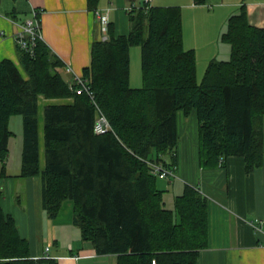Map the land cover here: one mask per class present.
Returning <instances> with one entry per match:
<instances>
[{
    "label": "trees",
    "instance_id": "1",
    "mask_svg": "<svg viewBox=\"0 0 264 264\" xmlns=\"http://www.w3.org/2000/svg\"><path fill=\"white\" fill-rule=\"evenodd\" d=\"M89 3L96 7L98 0ZM129 15L128 33L109 29V38L92 45L83 77L93 96L77 93L80 84L66 79L64 62L41 39L33 50L20 47L22 69L0 60V158L5 161L14 133L10 119L21 114L20 174L41 176L42 202L51 218L72 200L82 237L98 254H116L117 264H199L210 241L209 199L186 183L174 208L167 207V189L159 187L149 161L175 168L177 112L183 110L197 114L202 167H217L230 156L243 157L247 172L263 165L264 27L250 23L243 3L221 35L230 57L212 59L199 81L196 51L184 45L180 6L142 3ZM134 45L141 48V87L131 86ZM41 97L50 100L44 106L43 169ZM100 112L111 124L104 133L95 131ZM0 264L59 261L32 257L29 239L0 206Z\"/></svg>",
    "mask_w": 264,
    "mask_h": 264
},
{
    "label": "crops",
    "instance_id": "2",
    "mask_svg": "<svg viewBox=\"0 0 264 264\" xmlns=\"http://www.w3.org/2000/svg\"><path fill=\"white\" fill-rule=\"evenodd\" d=\"M142 3L98 0L97 6L91 7L89 0H0V60L10 59L22 69L18 35L27 20L37 18L43 41L64 62L66 79L73 81L76 74L83 75L90 66L93 43L105 36L109 38V29L116 35L128 33L129 12ZM243 3L250 23L264 27V0H206L204 4L194 0H153L150 4L182 8L184 45L196 51L198 79H202L212 59L230 57L231 47L222 41L221 35L228 18L239 12ZM99 12L109 16L107 30L102 27ZM49 102L44 97L40 99L42 169L44 106ZM177 127L176 171L179 169L185 182L201 188L209 199L210 241L201 251L199 264H264V163L247 172L243 157L230 156L217 167L204 168L199 160L196 112L186 116L179 110ZM23 145L22 162L15 164L14 171L9 172V168L13 169L10 158L4 162L0 158V206L15 217L20 234L29 239L32 257L42 258L48 253L59 264H117L116 254L100 255L92 242L82 237L80 227L74 223L72 200L63 202L56 218L48 215L42 202L41 176L20 174Z\"/></svg>",
    "mask_w": 264,
    "mask_h": 264
},
{
    "label": "rangeland",
    "instance_id": "3",
    "mask_svg": "<svg viewBox=\"0 0 264 264\" xmlns=\"http://www.w3.org/2000/svg\"><path fill=\"white\" fill-rule=\"evenodd\" d=\"M131 48H132L131 54H130L131 56V80H132L131 86L141 87L143 84L142 70H141V48L139 45H134ZM199 81H201V79H199ZM10 129L14 133L10 138L9 154L6 157L7 159L10 158L9 161L12 162V163L10 162V165L12 166L13 169L9 168V172L10 170L14 171L15 164L19 165L22 162V145H23L24 135H23V117L21 114H14L11 117ZM164 156H165L164 157L165 159L169 160L170 158L169 154L164 155ZM185 184L186 182L183 179L182 174L179 169L176 171L175 176H170L168 178L158 177L159 187L161 189H167L165 192V201H166L167 207L174 208L175 197L183 192Z\"/></svg>",
    "mask_w": 264,
    "mask_h": 264
},
{
    "label": "built area",
    "instance_id": "4",
    "mask_svg": "<svg viewBox=\"0 0 264 264\" xmlns=\"http://www.w3.org/2000/svg\"><path fill=\"white\" fill-rule=\"evenodd\" d=\"M137 1V0H135ZM144 3H151L153 0H139ZM36 15V12H35ZM99 17L101 20L102 27L107 30L109 27L110 19L109 16L106 13H100L99 12ZM107 36L104 37L106 39ZM43 40V35L41 33L40 29V23L38 19H29L26 21V23L23 24L22 30L18 35V42L19 46L25 50H33L34 46L37 45L38 40ZM71 71V67L68 69ZM80 84V87L76 90L78 94L88 92L90 95L93 96V92L89 90L88 87V81L83 77V75H77L73 78V81ZM111 129V124L106 117V115L103 112H100V114L97 117V121L95 123V131L97 133H104L107 132ZM149 164L152 167V172L155 174L159 175L161 178H168L170 176H175L176 175V167L175 168H170L166 166L163 162H157V161H149ZM201 190V188H200ZM202 191V190H201ZM47 250L49 248L47 247ZM45 256H48V253H46Z\"/></svg>",
    "mask_w": 264,
    "mask_h": 264
},
{
    "label": "bare ground",
    "instance_id": "5",
    "mask_svg": "<svg viewBox=\"0 0 264 264\" xmlns=\"http://www.w3.org/2000/svg\"><path fill=\"white\" fill-rule=\"evenodd\" d=\"M224 158H225V157H224ZM221 163H222V162H221ZM176 166H177V165H176ZM176 166H175V167H176ZM249 174H250V173H249Z\"/></svg>",
    "mask_w": 264,
    "mask_h": 264
}]
</instances>
